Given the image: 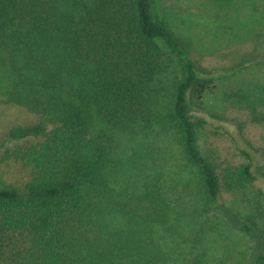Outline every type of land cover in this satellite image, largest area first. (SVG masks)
I'll return each instance as SVG.
<instances>
[{
    "label": "trees",
    "instance_id": "obj_1",
    "mask_svg": "<svg viewBox=\"0 0 264 264\" xmlns=\"http://www.w3.org/2000/svg\"><path fill=\"white\" fill-rule=\"evenodd\" d=\"M154 1L0 0V44L21 79V91L9 95L33 116L0 137V166L14 170L0 176V264L103 263L118 239L108 230L117 210L146 222L198 218L204 206L193 205L195 194L192 205L180 194L173 200L161 173L147 182L139 165L131 189L133 166H114L117 134L137 124H163L196 193L222 215V195L254 181L249 153L242 165L200 153L192 111L201 109L213 72L152 12ZM166 54L182 74L163 96ZM250 224L241 225L260 245L255 264H264V227ZM197 256L192 264H205Z\"/></svg>",
    "mask_w": 264,
    "mask_h": 264
},
{
    "label": "rangeland",
    "instance_id": "obj_2",
    "mask_svg": "<svg viewBox=\"0 0 264 264\" xmlns=\"http://www.w3.org/2000/svg\"><path fill=\"white\" fill-rule=\"evenodd\" d=\"M152 12L189 55L213 72L201 109L192 111L200 153L222 165L247 163L243 153H249L255 179L222 195L220 204L228 211L222 215L196 193L192 169L183 162L184 154L163 124H137L119 132L114 166L121 170L133 166L131 189L134 170L139 172L134 166L139 165L144 176L149 174L147 182L161 173L159 184L173 200L180 194L188 202L195 194L193 205L204 207L198 218L192 214L190 220L179 223L126 220L117 210L110 214L113 220L108 225L110 233H118L117 242H110L111 251L105 252L103 263L85 257L82 264H132V257L136 264H192L197 255L205 264H255L260 245L241 224L255 220L264 227V120H260L264 116V0H155ZM9 52L0 44V137L12 125L33 118L9 95L21 91ZM167 55V69L158 84L163 96L169 95L173 81L182 74ZM13 171L0 166V176L9 177ZM183 182L193 189L184 185L177 192L179 187L173 188ZM113 186L122 187L114 181Z\"/></svg>",
    "mask_w": 264,
    "mask_h": 264
}]
</instances>
